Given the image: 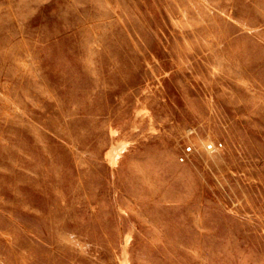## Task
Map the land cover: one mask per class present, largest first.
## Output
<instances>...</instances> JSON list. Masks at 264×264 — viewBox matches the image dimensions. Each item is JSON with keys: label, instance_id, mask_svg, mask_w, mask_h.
<instances>
[{"label": "rangeland", "instance_id": "374dc122", "mask_svg": "<svg viewBox=\"0 0 264 264\" xmlns=\"http://www.w3.org/2000/svg\"><path fill=\"white\" fill-rule=\"evenodd\" d=\"M0 264H264V0H0Z\"/></svg>", "mask_w": 264, "mask_h": 264}, {"label": "built area", "instance_id": "2783aa9c", "mask_svg": "<svg viewBox=\"0 0 264 264\" xmlns=\"http://www.w3.org/2000/svg\"><path fill=\"white\" fill-rule=\"evenodd\" d=\"M210 149H212V146H210Z\"/></svg>", "mask_w": 264, "mask_h": 264}]
</instances>
